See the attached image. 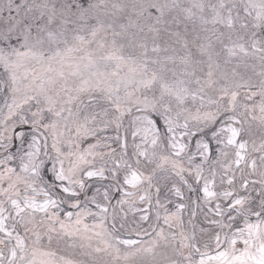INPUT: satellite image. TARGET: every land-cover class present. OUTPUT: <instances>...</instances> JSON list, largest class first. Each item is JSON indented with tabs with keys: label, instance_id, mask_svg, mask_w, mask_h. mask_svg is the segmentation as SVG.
Listing matches in <instances>:
<instances>
[{
	"label": "snow or ice",
	"instance_id": "snow-or-ice-1",
	"mask_svg": "<svg viewBox=\"0 0 264 264\" xmlns=\"http://www.w3.org/2000/svg\"><path fill=\"white\" fill-rule=\"evenodd\" d=\"M0 264H264V0H0Z\"/></svg>",
	"mask_w": 264,
	"mask_h": 264
}]
</instances>
